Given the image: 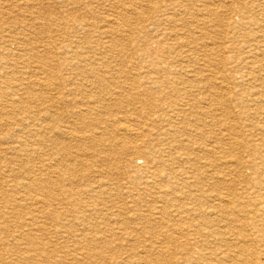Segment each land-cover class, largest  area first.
Returning <instances> with one entry per match:
<instances>
[{
	"label": "bare ground",
	"instance_id": "1",
	"mask_svg": "<svg viewBox=\"0 0 264 264\" xmlns=\"http://www.w3.org/2000/svg\"><path fill=\"white\" fill-rule=\"evenodd\" d=\"M220 1H200L207 9L201 21H209L214 28L224 29L225 34L237 35L243 33V35H246L247 40L243 42L244 46H239L235 51L238 54L232 57L221 56V58L215 60V58H212L211 53H207L209 51L204 50L205 45L197 49L200 55L195 49L190 48V45L198 42L196 39L195 41L193 39L192 41H186L183 44L177 43L178 50L173 51H166L161 46L160 41H154L157 48L151 50V55L148 57V61L142 69L143 71H136L135 73L137 77L141 76V82H120L119 79L113 77L114 73L112 74V72H116L115 69L108 66L103 67L105 69L102 71L86 67L94 64L97 60L103 66L107 63L108 59L103 58L101 54L113 53L111 51L116 44L117 36L120 37L126 33L121 31V27L127 29L132 22L141 23L139 29L146 31L148 27L158 26L162 21L168 23L172 21V24H174L181 13L178 8L183 6L184 2L188 3L189 0H140V2H147L149 11L147 12L155 14V18L150 16L149 18L143 12L137 11L135 4L132 6L134 9L129 6L128 10L123 6L110 4L112 1L107 5L110 10L114 8V11H111L113 16L114 13L117 14V17H115L117 19L109 18L107 20L116 30L114 32L101 30L102 32L99 31V39L96 38L92 45L85 47L82 52H77L73 48L70 51L72 65L70 67H73L78 72L77 76L82 78L76 84L75 89L85 96L82 97L84 109H78L74 114L76 120L81 122L82 130L76 132L77 130L66 129L60 134L77 147L87 144L89 151H91L86 154L79 152L80 154L70 158V161L75 162L77 165H64L65 162L63 163V161L57 159L52 162V159H50L52 157L49 158L47 154L39 149L46 144L44 138L53 131L54 127L34 123L37 114L31 113L33 121L29 122L28 125L26 124L27 127L18 124L26 119L20 122L12 121V123L7 124L8 128L12 129L6 135L7 139L3 140L12 137L15 146L1 147L0 155L8 154L13 157L23 156L27 158L37 153L41 160V167L34 170L35 172H42L45 165L59 178L67 175L76 184L79 182H77V174L80 172L85 171L99 175L100 178L90 182L91 184L89 183L86 188L77 189L72 187L65 190V201H80L84 198L93 200L104 198V196H108L109 199L117 198L116 200H110L112 203L110 206L102 204L103 202L98 203L95 200L96 204L94 206L87 205L89 209L81 210L82 214L78 217V220L82 223V226L86 222V217L90 215L95 214L96 216L106 217V221L103 223L105 226L102 232L103 236L98 235V233L97 235H92L90 232V234L88 232L83 233V231L77 233L75 238H79L81 242L82 239H88L89 242L98 244L96 247L97 254L91 253L90 248L92 247H89L86 243V245L78 244L75 250L67 252L71 259L65 264L77 263L73 253L78 251L86 255V261L83 260V263L93 264L92 261L99 257V253L101 254L105 249L111 247L112 241L116 238V227L119 231H125V242L130 243V255L128 256L132 259L130 264H264V85L254 86L257 78L253 74L255 71H252L255 62L262 63L264 61V0H248L246 3H242L244 5L243 9L240 7L239 10L226 6V14L223 18L218 13V9L221 7L218 4ZM230 2H239V0H230ZM223 3L222 1L221 4ZM131 8L133 9L134 18H131L129 12ZM175 19L176 21H174ZM195 23L197 25L194 29L199 30L198 33L202 35L203 31L207 29V23ZM79 27L82 30L84 25H79ZM79 27L73 28L76 33L79 31ZM128 30L130 29H127V33ZM9 39L12 40L11 43L16 44V53L9 54L15 55L17 59L23 61L26 68L30 70L34 68V70L29 73L18 72L19 75L22 74L27 77L25 78L26 83L18 82L14 86L0 89V95L4 97L8 93L9 96L10 93L13 94L10 96L13 98L4 105V109L0 111V114L4 111V115L9 116L10 112L15 111V109L24 108V103L32 98L42 97L43 102L54 104L57 98H46L38 95L39 93L36 94L34 88L36 85L38 89L44 92L52 89L51 79L57 74L50 70V65L54 61L50 60L51 58H46L45 55H38L35 52L36 47L18 45L19 43L17 44L14 36L9 37ZM183 48L186 50L182 51ZM95 52H99L96 54L97 57L92 56ZM44 54L50 53L46 51ZM163 57L169 61L165 63L162 60ZM34 59L36 65L31 61ZM191 59L201 60L204 69L202 71L209 72V74L196 77L195 70L188 66ZM18 67L13 64L11 68L14 70ZM220 67H227L228 77L222 76L219 71ZM260 67H262L261 64ZM262 72L264 80V70ZM13 73L17 74L16 71H13ZM37 74L43 76V79H41L42 77L37 78V83L28 81L31 76ZM154 75H158L159 78H162V81L155 80ZM183 76H186L187 79H183ZM227 81L233 83L237 92H228L227 86H223L227 84ZM180 84L184 85V88H179L178 85ZM213 84L219 86L220 92H211ZM92 91L96 95H91ZM14 92H19L25 98L20 97L19 94H14ZM67 92L71 93L72 91L67 90ZM60 93L62 92L60 91ZM55 96L57 95L55 94ZM153 98L156 101L153 102ZM23 99H26V101ZM231 100H236L234 105L238 108L239 115L245 116L246 121L249 122L250 129H248V133L229 129L227 110L231 106L228 103ZM131 103H144V109L140 112L131 107ZM52 106L54 107V105ZM7 107H9V110H7ZM165 107L169 111H164ZM213 107L217 108L216 110H221L216 118L213 117ZM59 109L61 110V108ZM28 113L30 114V112ZM94 113L98 116L96 120L97 127L101 124L105 125L106 128L96 130V128H91L86 123ZM185 114H189L193 119L191 122L187 115L183 119L185 124H190L191 129L186 132L181 140L164 144V136L167 138L172 137L164 128L165 124L167 127H172L171 124L174 123V118ZM206 119L207 121H205ZM73 122L75 126V121ZM213 122L216 124L218 131L214 141L208 145H200L201 143L196 145L197 137H193V135H198V133L202 135V131L198 127L204 128L212 125L210 123ZM110 128L111 130H108ZM22 134H28L30 140H21L19 135ZM103 143L105 144L103 145ZM52 145H49L51 149ZM102 145L104 148L110 149L105 155L106 162H113L115 166L118 161L115 158L120 157L127 168L124 171L125 173L120 172L121 178L125 175L136 177L138 180L136 183L129 182L121 185L117 182L115 190L107 189L108 184L105 183L102 177L106 173H104L105 168L99 169L96 167L97 169H94L95 167L88 162L89 157L103 154V150L98 149ZM166 145L168 146L166 147ZM224 149L229 155L223 154ZM236 150L240 151L243 156L235 157L233 152ZM163 157H167V161L163 162ZM139 163L141 166L137 165ZM172 164H178L181 170L171 169ZM14 170L9 172V178L12 177V179L18 180L17 182L12 180L13 184L10 186L12 191L19 196L13 199L15 204L21 203L22 206L24 205L29 209L38 205L49 207L48 204H52L50 202L56 201L61 196L60 193L53 195L51 191H48L46 197L43 198L35 194L32 195L36 187H39L38 183L30 176L19 180ZM167 170L168 174L166 175L165 171ZM169 179L174 181L168 184ZM112 191L116 193L113 192L114 195H111ZM140 192L152 194L153 196H151L149 202L144 203L139 199ZM100 205L103 206L100 207ZM55 214L61 217L60 213L53 210L51 215ZM155 225L160 229L158 237L156 234L154 237L153 232H151L153 230H146L147 227ZM40 230L42 229L40 228ZM42 235L44 237V234ZM152 238H158L159 242L156 239V244L154 242L151 243V246L146 245V241ZM133 242H136L137 246ZM24 246H22V249ZM42 264L45 263L42 262ZM55 264L62 263L59 261Z\"/></svg>",
	"mask_w": 264,
	"mask_h": 264
},
{
	"label": "rangeland",
	"instance_id": "2",
	"mask_svg": "<svg viewBox=\"0 0 264 264\" xmlns=\"http://www.w3.org/2000/svg\"><path fill=\"white\" fill-rule=\"evenodd\" d=\"M200 1L201 0H189L188 3L184 2L183 6L178 8V10L181 11V13H180V16L176 18L177 21L176 19L174 20L176 21L174 22V24H172V21L171 22L169 21V23L167 21L166 22L162 21L158 26L148 27L147 28L148 31L147 29L146 31L144 30L141 31L139 29L141 23L132 22V24L127 27V29L128 28L130 29L128 30V33H127L126 27L125 28L121 27L120 28L122 29L121 31L126 32L125 34L127 37L125 36V34H122V36L120 37L117 36L116 44L113 47V50L111 51L113 53L108 52V53L101 54L103 58L108 59L107 63L109 64L106 63L103 66V64H101L97 60V62H94V64H91L90 66L87 65L88 67L86 68H95V69L102 71L103 69H105L103 67L108 66L112 69H115L116 72L114 71L112 72V74L114 73L115 75V76L113 75V77L114 79L115 78L119 79L120 82H125V81L141 82L142 81L141 76L137 77L135 73L136 71H141L144 68V66L146 65L148 61V57L151 55V50H155L157 48V45L154 43V41H160L161 46L165 48L166 51L167 50L173 51V50H178L177 43L180 42L183 44L186 41H192V39L193 41H195L196 39V41L198 42L200 41V42L199 43L196 42V44L190 45V48L195 49L199 55L200 53L197 51V49H200V46L202 45H205L204 50L209 51L207 53H211L212 58H215V60L221 58V56L232 57V56H235V54L237 55L238 53L235 51L237 50L239 46L240 47L244 46L243 42L247 40L246 39L247 36L243 35V33H240L237 35H230L228 33L225 34L224 29L222 30L218 27L214 28L213 25L209 21H201L203 14L205 13L207 9L206 7L204 8V6L202 5L203 3ZM216 1H219V0H216ZM222 1L224 2L223 4H221ZM246 1L248 0H239V2L231 3L230 0H221L218 4L221 5L222 8L219 7L218 13L219 15H221V18H223L226 14L225 11L227 7H231L232 9L239 10L244 6L242 5V3L244 4L246 3ZM109 3L110 4L114 3L117 5L123 6V8H127V10L129 6L132 7L135 4L137 11L143 12L144 14H146V16L148 17L150 16L151 18H155L156 16L155 14L154 15L149 14L147 2L146 3L140 2V0H0V18H1L0 19V89H3L8 86L9 87L14 86V84H17L18 82L26 83L27 81L25 80V78L27 77H24L22 74L19 75L18 72L20 71V73L21 72L29 73L30 71L34 70V68H31L32 70L26 68L25 64L23 65V61L17 59L15 55L9 54V53L11 54L16 53L15 52L16 44L11 43L12 40H10L9 37L14 36V39L16 38L15 40H17V44L19 43L18 45L24 46V47L25 46L36 47L35 52L38 53V55H45V57L48 59L51 58L50 60L54 62L51 63L50 70L52 72L57 73L56 76L53 77V79H51V82H52L51 84H53L52 89L46 90L44 92L38 89L36 85L34 86L36 94L39 93L38 95L45 96L46 98H51V97L57 98L54 104L52 103L47 104V102L45 101L43 102L42 97L32 98L28 100L27 103H24V108L17 109V110L15 109V111L10 112L9 116L4 115V111L1 112L0 114V148L3 146L4 147L5 146L6 147L15 146V143L12 140V137L11 138L9 137L8 140H3V139H7L6 135L9 134L10 130L12 129V128L9 129L7 124L10 122L12 123V121L20 122L26 119L25 121L20 122L18 124L20 125L22 124L23 127H27L28 123L33 121V117L31 113H34V114H37L36 120L34 119L35 121H33L34 123L41 124V126L49 125L51 127H54L53 131L48 136H45L44 138L46 140V144L39 148L42 152L47 154L49 158L52 157L50 158L52 159V162L56 161L57 159L58 161H61V162L63 161V163L65 162L64 165H68V164L77 165L75 162L70 161V158L80 153L86 154L87 152H91L89 151L87 144L77 147L76 145L72 144L67 139H65V137L62 136L60 133L66 129L67 130L72 129L73 131L77 130L76 132H80L82 130L81 122L76 120V118L74 117V114L77 112L78 109H82V108L84 109V101L82 100V97H85V96L83 93L75 89L76 84L82 78L77 76L78 72L74 70L73 67H70L72 66L71 58H70V55H71L70 51L73 48V50L77 52H82L85 47L92 45V42H94L96 38L99 39L98 36H100V32L102 31L114 32L116 30V29L114 30L115 27L112 24H109L107 22L109 18L117 19L115 18L117 17V14L114 13V16H113L111 12L112 10L114 11V8L110 10L109 7L107 6L109 5ZM132 8L134 9V7ZM132 8L129 9L130 15L132 16L130 17L134 18ZM22 11H24L26 14L23 13ZM37 12H39L38 16H37ZM104 22L105 24L107 23V25L103 24ZM195 22H198L199 24H202L203 22L207 23V29L203 31L202 35L198 33L199 30L194 29L195 26L197 25ZM79 25H84V28L81 30ZM135 25L137 27H134ZM75 27L76 28L79 27V31L77 33L73 29ZM119 33H123V32H119ZM147 40H149V42H147ZM181 50L185 51L186 49L183 48ZM46 51L50 54H44ZM98 53L99 52H95L92 56L97 57L98 55L96 54ZM116 55L118 56L116 57ZM119 58L121 59L120 60L121 62L118 60ZM162 60L165 63L169 61V60H166L164 57L162 58ZM31 61L35 63L34 62L35 59ZM190 61L191 62L188 66L192 67V69L195 70L196 77H203L209 74V72H203L204 71L203 62L201 60L197 61V60L191 59ZM258 63L259 62H255V64L252 67V71H255L253 73L254 77L257 78V79L255 78L257 82H255V85H254L256 87L259 85H264L263 72H262V70H264V61H262L263 64L260 62L259 66H258ZM13 64L19 67L14 68V70H12L11 67ZM260 64L262 67H260ZM119 69L121 72L119 71ZM219 69L223 77L224 76L228 77L227 67H220ZM13 71H16L17 74H14ZM153 77L155 80L159 82L162 81V78H159L158 75H154ZM37 78L43 79V76H39L37 74L35 76H31V79H28V81L30 80V82L37 83V80H38ZM57 79L59 80L57 81ZM183 79H187L186 76H183ZM225 85L228 88V92L229 91L237 92L236 88L234 87L231 81H227V84H224L223 86ZM57 87H58V90H57ZM178 87L184 88V85L180 84L178 85ZM67 90H71L72 92L68 93ZM60 91L62 93H60ZM211 92H220L219 86L213 84V88L211 89ZM14 94H17V95L19 94L20 97H24L19 92L18 93L14 92ZM55 94L59 96L57 97L55 96ZM11 95L13 94L10 93V96ZM91 95L94 96L96 95V93L92 91ZM10 96H9V93L5 97L3 95H0V111L4 109L3 108L4 105H6L9 101H11L10 99L13 97H10ZM23 100L26 101V99H23ZM154 101H156L155 98H153V102ZM235 101L236 100H231L228 102L231 105L229 108L230 110L229 109L227 110V117H228L227 122H228V126L230 127L229 129H232L231 131H234L235 129V131H241L244 133H248V129H250V127L248 126L249 122L246 121L245 116L239 115L238 108L235 107L234 105ZM52 105H54V107ZM130 106L134 107L140 112H142V109H144V103H141V104L131 103ZM59 108H61V110ZM216 109L217 108L215 107H213L212 109L214 118H216L217 115H219L221 112V110L218 109L219 110L218 111ZM7 110H9V107H7ZM166 110L169 111L167 107L164 108V111ZM28 112H30V114ZM186 115H187V118L188 119L190 118L192 122L193 119L190 117V115L185 114V115H179L175 117L174 123L171 124L172 127H167V125L164 123L165 124L164 128L172 136L171 138H167L165 136L163 138L162 136L163 140H165L164 144L173 143L174 141L181 140L182 138H184L183 136H185L186 132H188L189 129H191L190 124H187V123L185 124L183 122V119L186 118ZM105 116L109 117L107 115ZM97 118L98 116L94 113L93 115H91V117H89V120H87L86 123L90 125L91 128H94V129L96 128V130L100 128H106L105 125H101V124L97 127L96 125ZM73 121H75V126H74ZM205 121H207V119ZM210 124L212 125L206 126L204 128L198 127L199 130L202 131V135H199V133L198 135L192 134L193 137H197L196 145H199V143H201L200 145H204V144L208 145L212 141H214L215 135L217 134L218 131H217L216 124H214V122ZM108 130H111V128ZM19 137L23 141L30 140L28 134L27 135L22 134V135H19ZM104 144L105 143H103V145ZM49 145L53 146L52 149ZM103 145L101 148H98L99 150H103V154H99L100 156L89 157L88 162L91 163L93 167H95L94 169H97V168L104 169L105 168L104 173L105 172L106 173L105 175H102V177L104 178L105 183L108 184V186L106 185L107 189L115 190L117 188L116 187L117 182H119L121 185L127 184L129 182L133 184L136 183L138 181L136 177H128V175H125L124 177L121 178L120 172L126 171L127 168H126V164L122 163L123 161L120 159V157L115 158L116 160H118L116 162L117 165L115 166L113 165L114 164L113 162H106L105 155L108 153L110 149H106V147L104 148ZM167 146L168 145H166V147ZM239 152L240 151L236 150L233 152V155L235 157L243 156V154ZM223 154L227 155L228 152L224 149ZM1 156H2V159H1ZM162 160L163 162L167 161V157H163ZM137 165L141 166L140 163ZM39 167H41V160L37 153H34L33 155H30L27 158L23 156L13 157L8 154L0 155V243H1L0 244V249H1L0 250V264L2 263L3 264H9V263L10 264H33V263L42 264V262L45 264H48V263L55 264V262H59V261L62 264H65L67 263L69 259H71V257L68 256L67 252L73 251V249L75 250L78 244L89 245V247H92L90 248L92 250L91 253L97 254L96 247L98 246V244L96 242H89L88 239L87 240L85 239L86 241L82 239V242H83L82 243L80 239L75 238V236L77 233L79 234L80 231H83V233L88 232V234L91 233L92 235L93 234L97 235L98 233V235L103 236L102 232L104 231V227H105L103 223H105L106 217L102 215L96 216L95 214H93L92 216L90 215L89 217H86V222L84 223L86 225L83 224V226H82V223L78 220V217L82 214L81 210L84 211V210L89 209L87 205L94 206V204H96L95 200H97L98 203L103 202L102 204H105L106 206H110L112 205L111 203L112 199L116 200L117 198L114 197L112 199H109L108 196L107 197L104 196V198H95L93 200L92 199L87 200L88 198H84V199H81L80 201L79 200L71 201L72 203L67 202L64 200L65 190L70 189L72 187L77 188V189L86 188L90 182H93L94 180L95 181L98 180L100 178L98 177L99 175L97 176L95 174H91L85 171L80 172L77 174V182L78 181L79 182L76 184V182L69 179L67 175L59 178L56 174H54V172L51 169H49L45 165L42 168V172L40 173L35 172L34 170H36ZM171 167H172L171 169H175V171L181 170L178 164H172ZM11 170L15 171V173L18 175L19 180L30 176L33 178V180L36 183H38L39 187L38 188L36 187L37 190L35 189L32 195L35 194L38 197L43 198L44 196L46 197V195L48 194V191L49 192L51 191L53 195H57L60 193L61 196L58 197L56 201L50 202L52 204H48V206L50 205L49 207H41L38 205V206H35L29 209L28 207L24 205L22 206L21 203L15 204L13 199L18 198L19 196H17L12 191L10 186H12L13 184L11 182L12 180L13 182H17L18 180L14 178L12 179V177L9 178L10 176L9 172ZM165 174L166 175L168 174V170L165 171ZM83 176L85 178H82ZM173 181H174L173 179H169L168 184L172 183ZM113 192L116 193L115 191H112L111 195H114ZM48 196L47 198L50 199ZM151 196L153 195L140 192L139 199L141 202L147 203L151 200L152 198ZM102 206L103 205H100V207ZM53 210H55L57 213H60L61 217H59L57 214L51 215ZM139 227H141V225H139ZM40 228L42 230H40ZM97 228H98V231H97ZM115 230H116L115 231L116 238L112 241L111 247L109 249H105L103 253L101 254L99 253L98 255L100 258L96 257V260L92 261L93 264H124V263L130 264L132 260L128 257L130 255L129 253L130 243L125 242V239H126V236L124 235L125 231L124 232H122V230L119 231L117 230V227L115 228ZM146 230L147 231L153 230L151 232H153L154 237H155V234L158 237V233L160 231V229H158L156 225L147 227ZM42 234H44V237ZM156 239L159 242L158 238H152L146 241L145 244L148 246H151V243H154ZM40 244L41 245L43 244V245L41 246ZM133 244L137 246L136 242H133ZM154 244H156V242ZM23 245L25 246L22 249ZM54 249L56 250L54 251ZM14 252L15 254H13ZM73 254H75L74 257L75 259H77V263L69 262L70 264H86V263H83L84 261H86L85 260L86 255L84 253L78 251Z\"/></svg>",
	"mask_w": 264,
	"mask_h": 264
}]
</instances>
